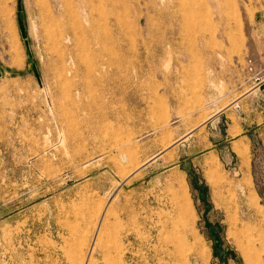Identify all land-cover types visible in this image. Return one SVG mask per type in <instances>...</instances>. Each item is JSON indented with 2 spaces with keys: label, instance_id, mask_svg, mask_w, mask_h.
I'll return each mask as SVG.
<instances>
[{
  "label": "rangeland",
  "instance_id": "374dc122",
  "mask_svg": "<svg viewBox=\"0 0 264 264\" xmlns=\"http://www.w3.org/2000/svg\"><path fill=\"white\" fill-rule=\"evenodd\" d=\"M40 1L0 0V264H264L257 0Z\"/></svg>",
  "mask_w": 264,
  "mask_h": 264
},
{
  "label": "crops",
  "instance_id": "0c3cea01",
  "mask_svg": "<svg viewBox=\"0 0 264 264\" xmlns=\"http://www.w3.org/2000/svg\"><path fill=\"white\" fill-rule=\"evenodd\" d=\"M253 7L255 9L254 15L252 19L249 20L248 22L249 30H250V33H249L250 40L252 41L251 53H253L255 57L262 56L264 58V0H257ZM252 90L255 91L254 92L255 95H259V94H261V96L264 95L263 92H260V91L257 92V89L255 90V87L254 89L252 88ZM247 99L248 98H244L243 100H240V102H238L239 104H237L236 106L232 104L230 108L223 109L217 112L216 117L213 119L214 123H219L220 120H226L227 125H228L226 128V135L228 136L227 140H229L230 137L234 135V133L231 132V130L234 127H237V129L238 128L240 129V131L237 132L235 136H240L241 138H245L244 136H242L243 135L242 133L243 125H242L241 119L243 117L241 115H245L244 100L246 102ZM248 110H249V113H251L250 109ZM257 113L261 115V112H257L254 110V114H257ZM233 118L235 119V121H233ZM241 144H244V143L242 142L235 143L234 148L238 153L245 152V149L243 148ZM242 165H243V158H242Z\"/></svg>",
  "mask_w": 264,
  "mask_h": 264
},
{
  "label": "bare ground",
  "instance_id": "6f19581e",
  "mask_svg": "<svg viewBox=\"0 0 264 264\" xmlns=\"http://www.w3.org/2000/svg\"><path fill=\"white\" fill-rule=\"evenodd\" d=\"M42 1V0H41ZM40 1V2H41ZM66 2V1H65ZM37 3V6H39V9H38V15H39V19H40V22H41V25H42V29H40L42 32H41V36L43 38V41L45 42V49H46V52L50 53V58H52V60L54 61V56L55 55H60V52H62L63 54L61 55L60 57V66L59 67H54L53 68L55 69V73H56V76L57 75H60L61 72H63V65H64V61H65V58H66V46H65V39L72 33V31H74L75 29H72V24H71V27L68 26L66 24V22L64 20H58L57 19H54L52 17V14H51V11L50 9L48 8V6L44 7V8H41L40 7V3L36 2ZM40 4V5H39ZM232 5V4H231ZM43 6V5H42ZM68 6V5H67ZM68 8V7H67ZM71 9V8H69ZM68 9V11H69ZM67 10V9H66ZM232 10V9H231ZM230 12V11H229ZM72 13V12H70ZM69 15V14H68ZM67 15V16H68ZM72 18V17H71ZM75 20V19H74ZM79 21V20H78ZM77 21V23H78ZM72 23V20L70 21ZM76 24V22H75ZM79 24V23H78ZM76 29H77V25L75 26ZM79 27V25H78ZM81 29V27L79 28ZM58 30V34L56 35L55 34V31ZM75 32H77L75 30ZM79 32H82V31H79ZM74 33V32H73ZM76 35V33H74ZM81 37V36H80ZM86 39V38H85ZM79 40V38H78ZM74 43V42H73ZM80 44V42H78ZM77 45V44H76ZM75 46V45H73ZM76 50V49H75ZM78 53V52H76ZM80 55V54H79ZM81 57V56H80ZM76 59H79V57ZM82 59V58H81ZM78 61V60H77ZM83 61V60H82ZM54 63V62H52ZM56 64V63H55ZM79 64V63H78ZM77 64V66H78ZM81 64V63H80ZM53 65V64H52ZM65 68V67H64ZM62 69V71H61ZM65 70V69H64ZM53 72V71H52ZM57 79V78H56ZM65 81V80H64ZM242 158H243V166H242V174H245L244 171V167L247 165V159H246V155L242 153ZM214 165V164H213ZM211 172H215V167H213L212 169H210ZM245 176V175H243ZM244 183L246 185H248V180L246 178H244ZM258 210V209H257Z\"/></svg>",
  "mask_w": 264,
  "mask_h": 264
}]
</instances>
